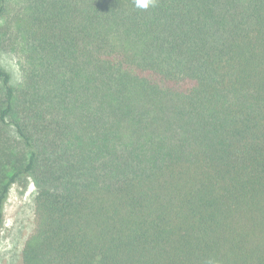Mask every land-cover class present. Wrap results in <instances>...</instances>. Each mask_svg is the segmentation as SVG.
Returning <instances> with one entry per match:
<instances>
[{"label": "trees", "instance_id": "16d2710c", "mask_svg": "<svg viewBox=\"0 0 264 264\" xmlns=\"http://www.w3.org/2000/svg\"><path fill=\"white\" fill-rule=\"evenodd\" d=\"M0 49L22 264H264V0H0Z\"/></svg>", "mask_w": 264, "mask_h": 264}, {"label": "rangeland", "instance_id": "374dc122", "mask_svg": "<svg viewBox=\"0 0 264 264\" xmlns=\"http://www.w3.org/2000/svg\"><path fill=\"white\" fill-rule=\"evenodd\" d=\"M0 64L12 73V83L20 79L16 58L0 49ZM35 188L28 177L14 183L4 207V225L0 239V264H22L21 250L34 227Z\"/></svg>", "mask_w": 264, "mask_h": 264}, {"label": "clouds", "instance_id": "9594fccd", "mask_svg": "<svg viewBox=\"0 0 264 264\" xmlns=\"http://www.w3.org/2000/svg\"><path fill=\"white\" fill-rule=\"evenodd\" d=\"M155 2L156 0H134V6L140 9H148L149 6H154Z\"/></svg>", "mask_w": 264, "mask_h": 264}]
</instances>
